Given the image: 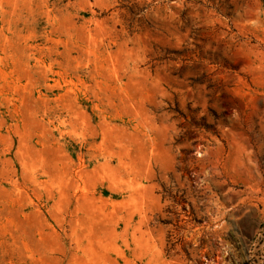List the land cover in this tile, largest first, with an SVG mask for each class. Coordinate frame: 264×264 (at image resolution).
<instances>
[{
    "label": "rangeland",
    "instance_id": "obj_1",
    "mask_svg": "<svg viewBox=\"0 0 264 264\" xmlns=\"http://www.w3.org/2000/svg\"><path fill=\"white\" fill-rule=\"evenodd\" d=\"M0 264H264V0H0Z\"/></svg>",
    "mask_w": 264,
    "mask_h": 264
}]
</instances>
